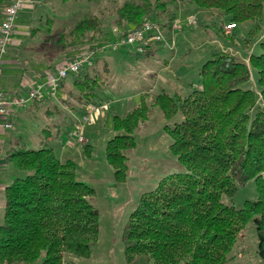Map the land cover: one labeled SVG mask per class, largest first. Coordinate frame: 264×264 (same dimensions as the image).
<instances>
[{
	"label": "trees",
	"instance_id": "16d2710c",
	"mask_svg": "<svg viewBox=\"0 0 264 264\" xmlns=\"http://www.w3.org/2000/svg\"><path fill=\"white\" fill-rule=\"evenodd\" d=\"M10 2L0 0V18ZM185 5L228 16L235 26L249 20L264 22V0H125L116 11L117 32L123 36L154 20L166 28L169 38ZM52 23L50 18L48 30ZM103 23L98 15H85L67 34L60 32L57 45L62 50L69 44L73 48L70 57L55 67L80 56L87 42L112 41L113 28L107 31ZM152 42L166 47L151 41L136 55L146 54ZM261 49L248 60L231 52H216L200 68V88L186 96L164 91L155 96V104L168 121L165 130L173 139L170 152L185 171L169 174L140 197L122 234L126 264H228L250 221L255 223L258 252L264 260V40ZM252 69L258 72L257 90L249 85ZM2 72L8 73L9 68ZM63 85L68 97L84 105L77 112L81 119L89 105L100 104L103 80L93 65L68 75L59 90ZM70 98L67 101L72 103ZM151 99L143 93L137 107L113 118L117 134L107 142L106 157L119 182L128 178L125 152L137 145L134 133L149 119ZM178 114L182 118L174 121ZM86 150L90 155L91 145ZM6 158L19 174L5 188L0 263L76 264L66 255L89 258L99 239L100 214L90 201L95 189L79 179L75 160L63 162L53 147L24 145L13 146ZM253 179L257 200L246 201L240 209L222 201L224 196L233 198L240 186Z\"/></svg>",
	"mask_w": 264,
	"mask_h": 264
},
{
	"label": "rangeland",
	"instance_id": "374dc122",
	"mask_svg": "<svg viewBox=\"0 0 264 264\" xmlns=\"http://www.w3.org/2000/svg\"><path fill=\"white\" fill-rule=\"evenodd\" d=\"M124 1L77 0L65 3L61 0H29L27 7L19 15L12 43L4 55L3 71L7 56L16 59V64L19 65L17 66L24 71L39 73L44 68L54 71L61 59L70 57L73 48L69 44L67 50H62L57 45L58 34H67L80 18L90 14L100 16L104 22L103 27L107 31L113 28L114 33L118 28L116 11ZM181 13L178 20H184L180 23V29L183 31L181 36H178L181 31L174 34V49L152 42L146 54L136 55V46L110 50L106 46L108 43L101 45L98 41H93L87 42L83 50L78 52L83 54L90 51L93 55L96 53L93 60L91 59V66L95 67L103 80V87L98 91L103 109L93 121L84 124L83 142L75 146L65 144L67 132L72 129L76 120L81 119L77 112L84 105L68 97L64 85L55 97L49 94V88H45L42 99L46 100L41 108L37 106L15 118L14 130L0 132V224L4 215L5 188L19 174L6 158L12 143L32 149L53 147L63 162L70 157L68 152L73 153L75 150L73 156L79 179L95 189V195L90 197V201L99 210L100 228L98 242L92 246L89 258L67 254L66 259L74 260L76 264H126L122 234L140 197L144 192L154 189L169 174L185 171L182 162L170 152L173 139L165 130L168 121L160 107L155 104V96L163 91L171 95L186 96L194 89L200 88L201 66L213 58L216 52H230L231 49L227 47L231 44L238 46L248 56L262 51L264 22L249 20L238 24L234 30H226L225 24L230 21L228 16L204 13L194 5H185ZM190 17H195L196 22H185ZM50 18L54 23L52 29L48 30ZM32 29L36 30L33 35ZM252 30H256L253 35ZM165 33L168 35L166 28ZM109 35L110 32L104 35V39ZM184 35H188L187 40ZM104 45L106 48L101 49ZM251 73L252 80L249 85L257 90L258 72L252 69ZM9 76L10 74L2 72L1 86L4 84L9 87L10 82H13ZM143 93L152 96L149 101L150 117L141 123L134 133L137 145L125 152L129 165L128 178L119 182L115 179L114 168L106 157L107 142L117 134L113 128V118L115 115L123 116L137 107ZM68 98L72 103L67 101ZM181 118V114H178L174 121ZM88 144L92 147L90 155L86 150ZM258 196L256 181L253 179L240 186L233 198L224 196L222 201L240 209L246 201L257 200ZM230 256L228 264H264L258 252V236L253 221L241 231Z\"/></svg>",
	"mask_w": 264,
	"mask_h": 264
},
{
	"label": "built area",
	"instance_id": "2783aa9c",
	"mask_svg": "<svg viewBox=\"0 0 264 264\" xmlns=\"http://www.w3.org/2000/svg\"><path fill=\"white\" fill-rule=\"evenodd\" d=\"M29 0H11L7 4L2 13L0 23V79L3 71L4 55L8 52V46L12 43V36L15 31L19 15L22 10L27 7ZM189 23L196 22L195 17H190ZM181 27L180 20H177L173 24V33L168 38L163 27L153 21H147L140 27L132 28L126 35H120L117 29L114 30V39L106 46L113 50H118L122 46H137L138 50L144 51L143 45L151 41H158L164 46L174 49L176 46L175 32ZM235 24H228L227 29L235 28ZM106 46H102L101 49H105ZM91 59L93 60V54L90 51H86L80 56L63 62L60 66L56 67L54 71H50L45 75L43 82L37 83L33 88H30L26 94L18 95L8 98L0 85V132L11 131L15 129V123L12 119V114L15 109L24 108L31 102L43 98V91L45 88H49L51 96L57 94L61 81L64 80L71 73L78 72L85 65H91ZM103 106L100 104H92L87 108V113L84 117L78 120L73 130L67 134L65 144L75 146L77 143L84 141L83 127L87 122H91L100 113Z\"/></svg>",
	"mask_w": 264,
	"mask_h": 264
},
{
	"label": "crops",
	"instance_id": "0c3cea01",
	"mask_svg": "<svg viewBox=\"0 0 264 264\" xmlns=\"http://www.w3.org/2000/svg\"><path fill=\"white\" fill-rule=\"evenodd\" d=\"M0 23H1V21H0ZM228 24H231V21L226 22L225 27H224L226 30H234L238 27V25H237L233 29H227L226 26ZM17 26H18V21H17L16 27ZM182 31L183 30H181V32L179 33L178 36H181ZM184 39L187 40L188 35L187 36L184 35ZM184 42H186V41H184ZM227 48L231 49L230 50L231 53H233V54H235L241 58H244L245 60H248V55H245L243 50H240L238 46H234L233 44H231V46H228ZM11 59H13V60H11ZM173 59L174 58H172V61H173ZM16 63H17V60L14 58H10V56L9 57L7 56L5 58V67H7V69L9 68V72L7 73V75L10 74L9 77L14 82V84H13V82H10L9 87L2 84V88H3V90L6 93L8 98L26 94L27 91L29 90V88H33L37 83L43 82L45 79V75L48 73V71H47L48 68H44L43 70H40L41 72H39V73L24 71L23 69H19V67H18L19 65ZM5 76H6V74H5ZM20 79H21V81H20ZM44 100H46V98L35 100L24 108L15 109L13 111V114H12V119H13L14 123H16L15 118H18V116L20 117L21 115H24L25 113L30 112V110L35 109L37 106H38V108H41L40 106L43 104ZM3 135L6 136L5 134H3ZM12 145L17 146V143L16 144L12 143ZM13 146H10L9 149H11ZM54 151H55V149H54ZM74 152H75V150H74ZM74 152L73 153L68 152L69 156H70V157H68V159L69 158L74 159V156H73ZM55 153H56V151H55Z\"/></svg>",
	"mask_w": 264,
	"mask_h": 264
}]
</instances>
